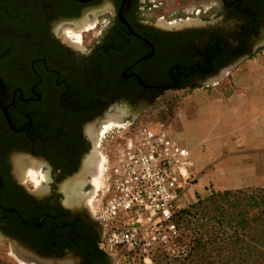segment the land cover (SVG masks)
Wrapping results in <instances>:
<instances>
[{
    "label": "flooded vegetation",
    "instance_id": "flooded-vegetation-1",
    "mask_svg": "<svg viewBox=\"0 0 264 264\" xmlns=\"http://www.w3.org/2000/svg\"><path fill=\"white\" fill-rule=\"evenodd\" d=\"M147 1L0 0V237L30 257L108 264L88 174L75 183L94 126L119 103L133 118L162 93L208 84L264 44V0H210L212 12L177 24L150 19ZM66 25L87 26L89 46L63 41ZM22 157L44 170L38 190L13 169Z\"/></svg>",
    "mask_w": 264,
    "mask_h": 264
},
{
    "label": "rangeland",
    "instance_id": "rangeland-1",
    "mask_svg": "<svg viewBox=\"0 0 264 264\" xmlns=\"http://www.w3.org/2000/svg\"><path fill=\"white\" fill-rule=\"evenodd\" d=\"M213 1V0H211ZM210 0H148L150 5H157L153 8L154 12L150 15V19L156 20L158 17H163L171 24H177L181 21L190 22L205 15V13L214 10L210 7ZM152 7V6H151ZM204 11V12H203ZM153 20V21H154ZM87 26H63L59 28L58 32L62 35L63 41L67 43L74 42L79 47H88L92 40L91 34L83 30ZM89 34L85 36L86 34ZM264 51V44L257 50L250 58L262 54ZM249 59V58H247ZM245 59L244 61H246ZM239 62L238 65L243 64ZM233 70L223 72L220 77L212 81L204 82L194 88H183L179 90H170L162 93L152 105L142 108L140 112L136 113L133 118H127L124 115L130 113L132 106L125 103H119L114 107H110L105 117L98 122L95 127L96 131L93 132L95 136L94 149L98 151V159L95 168L88 174L91 182L93 181V172H96L97 165L101 159H105L113 155L120 148V145L126 137L129 136L130 130L136 129L140 126H147L154 131H162L170 137L176 144L185 148L188 151L190 164L187 166L186 175L188 176L187 183L181 196L182 209L185 208L191 215V218H183L180 221L176 237L170 239L163 247L152 248L147 252L142 250H135L125 252L119 256H109L107 258L108 264H200V262H189L195 254L192 248L193 238L192 231L198 218L205 213L207 218V225L211 228L212 220L208 219L213 216L211 195L212 192L223 191L227 189H240V188H264V181L258 185H242V184H229L226 181V171L219 172L214 177L215 179L209 182L201 183L200 176L207 171L211 165L212 160L222 154L219 140L224 133L223 125L226 121L221 122L220 125L212 124V118L206 119L207 116L192 120L186 123V118H193L188 114L189 108L192 104L200 99L213 95V89L218 87L222 80L232 79ZM231 85L226 83L221 91L224 94L230 92ZM210 115V114H208ZM206 119V120H205ZM134 123L128 128L126 125L129 121ZM212 124V125H211ZM230 125V123H229ZM93 127V126H92ZM97 133V135H95ZM222 135V137H224ZM205 141V142H204ZM189 148H187V147ZM225 148V147H224ZM91 148V150H94ZM93 151L88 153L91 156ZM84 165V164H83ZM69 176V179L59 183L63 188L67 186L70 180L78 176L83 168ZM14 171L17 170L18 176L25 179V184L32 189H39L45 185L44 170L41 168L39 162L30 157L18 158L14 163ZM95 175V174H94ZM95 178V177H94ZM85 180V178H84ZM82 180V181H84ZM86 181V180H85ZM84 181V183H85ZM64 183V184H63ZM82 190L85 195L84 202H88V195L90 188ZM199 216V217H198ZM188 262V263H187ZM215 262V259H214ZM213 259H209V264H214ZM216 263V262H215ZM0 264H57L52 262H42L36 258L30 257L29 253L20 245L13 241H8L0 237Z\"/></svg>",
    "mask_w": 264,
    "mask_h": 264
},
{
    "label": "built area",
    "instance_id": "built-area-1",
    "mask_svg": "<svg viewBox=\"0 0 264 264\" xmlns=\"http://www.w3.org/2000/svg\"><path fill=\"white\" fill-rule=\"evenodd\" d=\"M189 164L188 151L164 132L130 130L117 152L99 161L89 187L88 210L101 226L99 250L116 257L174 239Z\"/></svg>",
    "mask_w": 264,
    "mask_h": 264
},
{
    "label": "crops",
    "instance_id": "crops-1",
    "mask_svg": "<svg viewBox=\"0 0 264 264\" xmlns=\"http://www.w3.org/2000/svg\"><path fill=\"white\" fill-rule=\"evenodd\" d=\"M226 83L231 85L228 94L221 91ZM213 93L192 104L188 114L193 118L185 119L188 123L207 116L216 125L226 121L222 127L225 136H219V144L225 148L221 146L222 154L201 174V183L212 181L220 171H226L229 184H261L264 181V51L234 68L232 79L222 80Z\"/></svg>",
    "mask_w": 264,
    "mask_h": 264
},
{
    "label": "trees",
    "instance_id": "trees-1",
    "mask_svg": "<svg viewBox=\"0 0 264 264\" xmlns=\"http://www.w3.org/2000/svg\"><path fill=\"white\" fill-rule=\"evenodd\" d=\"M213 216L209 229L205 213L192 228L194 251L189 262L209 264H264V188L227 189L212 192ZM191 218L185 208L174 221ZM199 217V216H198ZM188 263V262H187Z\"/></svg>",
    "mask_w": 264,
    "mask_h": 264
},
{
    "label": "bare ground",
    "instance_id": "bare-ground-1",
    "mask_svg": "<svg viewBox=\"0 0 264 264\" xmlns=\"http://www.w3.org/2000/svg\"><path fill=\"white\" fill-rule=\"evenodd\" d=\"M97 159H98V151L96 152V150L94 149L92 155L85 162L84 171H83L82 175L75 181L76 185H80V186L83 185L84 181H82V180H84V178H85L84 174H86V172L91 171V174H92V171L95 168L94 165L96 164ZM94 174L95 173L93 172V175H91L93 182L95 181ZM72 185L74 186V184H72Z\"/></svg>",
    "mask_w": 264,
    "mask_h": 264
},
{
    "label": "water",
    "instance_id": "water-1",
    "mask_svg": "<svg viewBox=\"0 0 264 264\" xmlns=\"http://www.w3.org/2000/svg\"><path fill=\"white\" fill-rule=\"evenodd\" d=\"M91 221H92V219H91ZM93 222V224H95V220L94 221H92ZM99 229H98V232H99V236L101 235V226L100 227H98ZM106 257L107 258H109V256L108 255H106Z\"/></svg>",
    "mask_w": 264,
    "mask_h": 264
}]
</instances>
